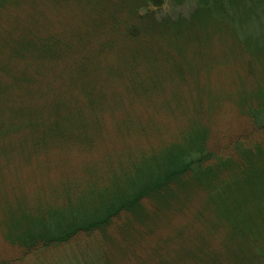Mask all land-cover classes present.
I'll list each match as a JSON object with an SVG mask.
<instances>
[{
	"label": "rangeland",
	"instance_id": "374dc122",
	"mask_svg": "<svg viewBox=\"0 0 264 264\" xmlns=\"http://www.w3.org/2000/svg\"><path fill=\"white\" fill-rule=\"evenodd\" d=\"M96 3L97 0H57V3L24 0L6 4V12L11 13L10 20L16 17L21 23H27L28 16L29 20L37 18L39 23H42L37 29H27L24 34L35 36L41 32L56 34L73 31L70 41L67 42L70 52L61 57L66 66V71L63 72L65 75L62 73L61 76L65 79L73 65H77L79 70L73 69L75 80L80 81L79 75L87 69L86 75L91 81L88 85L80 83L78 91L74 94L72 87H65V94L60 93L62 87L57 85L55 90L46 95L53 98L52 102L49 101L51 104L46 105H42L37 99L43 97V94L33 93L30 88L28 95L33 93L34 99L29 100L28 106L34 113L28 116L32 118L34 114L39 115L40 117L34 120L45 123V120H49L48 112H51L52 121L56 116L58 121V116H63L64 112L72 111L73 108H79L81 102L80 111L82 109L91 116L99 114L100 119L104 120L105 137H101L98 143L99 150L95 148L90 152L86 147L72 146V143H66L68 147H64L65 144L61 140L52 139L49 133L43 141H35V129L31 132L22 131L25 129L22 127L16 131L12 130L14 137L11 131H6V135L0 138V259L16 261L15 259L21 256L18 249L7 244L3 237L13 231L5 225L11 217L10 213L14 218L16 216L15 220L21 221L23 226L29 224L23 218H30L33 222L34 219L41 218L48 211L47 207L60 204L59 195L62 189L59 190L58 186L69 179H83L86 177L85 171L89 163L104 161L103 158L109 162L111 156L117 154L120 149L132 152L135 147L142 146L143 150H163L164 146L172 142L176 144L175 142L183 139L189 141L195 138L197 129L199 132H207V145L211 149H218L220 156L225 154V151L232 155L235 147L232 143L240 138H244V141H241L243 144L264 142V129L254 130L264 124V108L259 111L255 109L256 112L252 114L255 119H251L247 116L249 112L244 111L242 107L243 101L254 103L257 98L255 96L261 90L264 93V68L251 67L235 46L230 48L219 37L211 38L213 33L209 35L207 28L200 29V34L207 37L206 44L201 46L193 37L187 36L181 40L175 35L169 37L162 35L163 33L156 34L159 42L155 44L151 41L140 44V41L135 39H130L129 45L117 40L106 42V36H99L102 34L98 31L100 27H93L98 16ZM155 8L159 17L173 18L187 15L192 10L191 5L179 7L170 4L169 0H163L161 5ZM9 18L2 20V30L12 27ZM255 19L257 20L256 17ZM255 19L253 22L256 24L258 20ZM255 29L258 34L262 32L258 25ZM245 31L246 28L241 29L240 40L245 36L244 33L249 32L248 29ZM211 39L213 41L208 42ZM239 45L242 50L245 48L250 52H253L252 47H261L264 50V45L258 42L255 46H245L242 43ZM94 46L101 50L94 55L100 62L91 61L90 65L94 66V71H90L91 66L85 64L83 53H88ZM205 47L207 48L204 49ZM121 48L125 51L117 53ZM104 52L108 55L103 54ZM133 53L135 56L132 57ZM256 55L259 65H262L264 53ZM134 61L136 64L132 67ZM31 68L35 70L38 78L43 77L44 66L37 63L36 67ZM132 71L135 74L131 75ZM24 76L26 77V74ZM32 80L34 82V79ZM53 80L54 78L47 79L45 83ZM41 82L42 80H39L38 84L41 85ZM65 83L70 81L66 80ZM57 97H60L59 101H63L60 106H57ZM42 106L46 107L47 114L43 113ZM56 111H59L58 115ZM128 117H132L136 123L131 122L130 130L122 132L121 125H125ZM23 123L27 124L26 121ZM203 127L205 129L201 130ZM140 129L142 132H139ZM244 131L251 132L245 134ZM6 137L11 139L5 140ZM33 143H44L46 146L39 152L32 149ZM238 150L240 152L239 148ZM106 190L99 193L101 196L97 195L99 199H95L103 200L109 195V190ZM201 195L202 192L197 194L185 187L168 193L156 204L154 210L146 209L147 212L137 218L127 215L128 230L124 229L123 238L127 239L132 250L128 253L124 245L121 244L120 249L115 246L117 249L113 253L110 252V257L108 252L105 256L101 254L99 264H108L109 260L112 264H164L170 260H173V264H185L189 252L199 250L202 246H207L221 258H229V254H232L229 246L233 233L220 218L216 219V226L212 225L214 222H209L219 213L216 216L208 207L203 206V201L199 200ZM232 195L231 202L236 208L240 206L237 201L239 195L236 196L233 192ZM80 198L82 201L79 204L84 207L91 204L89 199H84L85 196ZM22 212L27 214L26 217L22 216ZM112 228L109 233L115 230ZM75 245L26 255L21 261L13 264L84 262V257L79 254L80 250L86 248V244L79 248ZM96 247L97 243L93 242L91 250L96 253L94 252L95 260L92 259V262H97L99 256ZM155 249L157 250L153 254Z\"/></svg>",
	"mask_w": 264,
	"mask_h": 264
},
{
	"label": "trees",
	"instance_id": "16d2710c",
	"mask_svg": "<svg viewBox=\"0 0 264 264\" xmlns=\"http://www.w3.org/2000/svg\"><path fill=\"white\" fill-rule=\"evenodd\" d=\"M12 1L24 2V0H0V138L6 135V131H11L14 137L13 131L22 127V129L25 128L21 129L22 131L36 130L35 141H43L46 138L45 135L49 133L52 139L61 140L65 144L64 147H68L66 143H72V146H84L90 152L95 148L99 150L98 143L105 137L103 132L105 122L100 119L99 114L91 116L82 109L80 111L81 102H79V108H73L72 111L64 112L63 116H58V121H56L57 116L52 121L51 112H48L49 120H45L46 124L41 120H34L38 119L39 115L34 114L32 118L28 116L34 113L28 106L29 100L34 99L32 97L34 92L43 94V97L40 96L37 99L42 105H46L53 99L46 95L55 90L57 85L59 88L62 87L60 93L65 94V87H72L74 94L78 91L77 87L80 83L88 85L91 81L86 75L87 69L79 75L80 81L75 80L73 69L79 70L77 65H73L65 79L61 76L66 71L64 68L66 66L61 59L70 52L67 42L70 41L73 31L56 32V34L41 32L35 36L24 34L23 32L27 29H37L42 23H39L37 18L29 20L28 16L27 23H21L16 17L10 20L11 13L6 12V4ZM44 1L57 3V0ZM162 1L97 0L96 14L98 16L95 18L97 23L93 27L97 29L98 26L100 27L98 31L102 34L99 36H106L108 38L106 42L117 40L127 42L129 45L130 39H135L139 40L140 44L149 41L155 44L159 42L155 37L156 34L163 33L162 35L169 37L175 35L181 40L183 37L184 39L187 36L193 37L200 44L199 46L204 44L207 38L200 34V29L207 28L209 35L213 33L211 38L216 36L230 48L235 46L251 67L264 68V61L262 65H259L256 55L264 53L261 47H252L253 52H250L245 48L242 50L239 45L242 43L245 46H255L256 42L264 45V0H169L170 4L179 7L191 5L192 10L189 14L176 18L157 15L155 7L160 6ZM15 6L17 7L18 4ZM255 17L258 22H262L255 24L253 22ZM6 18H9L12 27L2 30L1 22ZM256 25L262 31L259 34L255 29ZM242 28H246V31L248 29L249 32L245 31V36L240 40ZM198 38L199 40H196ZM211 41L213 40L208 42ZM117 51L122 53L125 50ZM100 52L101 50L94 46L88 53H83L86 56H84L85 64L90 65L93 60L100 62L94 56ZM37 63L45 67L42 78H38L35 70L31 68L36 67ZM135 64L134 61L132 67ZM92 68L94 69V66H91L89 70L94 71ZM133 73L132 71L131 75ZM50 78L54 80L46 84L45 81ZM39 80H42L41 85L38 84ZM66 80L70 83L64 84ZM86 80L89 82L87 83ZM30 88L33 93L28 95ZM36 89L37 91H34ZM255 97L257 98L254 103L243 101L242 105L244 111L249 112L247 116L251 119L255 117L252 114L264 108L262 90ZM59 99L60 97L56 99L57 106L63 102ZM42 108L43 113L47 114L46 107L42 106ZM58 112H55L56 115ZM41 117L43 120L42 114ZM128 118L125 125H121L122 132L130 130L131 122L136 123L132 117ZM24 121L27 124H24ZM260 126L254 130L258 131L261 128L263 130L264 124ZM204 129L205 127L201 128V130ZM139 132L142 130L140 129ZM249 132L251 131H244L245 134ZM207 135V132H199L197 129L195 138L189 141L183 139L175 142L176 144L172 142L164 146L163 150L162 148L143 150L142 146L135 147L132 152L130 150L124 152L120 149L117 154L111 156L112 159L109 162L103 158V155L104 161L89 163L85 171L86 177L69 179L57 187L59 190L62 189L59 195L60 204L47 207L48 211L41 218H36L33 222L29 220L30 218H23L27 214L22 212V218L29 223L23 226L21 221L15 220L16 216L14 218L11 213L9 214L11 217L5 225L13 231L4 234L3 237L7 244L18 249L21 256L15 259L16 261L0 259V264H13L21 261L26 255L74 244L78 248L86 244L84 246L86 248L80 250L79 254L84 257V262L75 264H99L101 254L105 256L108 252V256L111 255L117 249L115 246L120 249L124 245L129 253L132 250L131 246L127 239L123 238L124 229L128 230L127 215L137 218L142 213H146V209L154 210L156 204L168 193L177 192L185 187L194 190L197 194L202 192V198L199 196V200L203 201V206L208 207L216 216L219 213L217 217H213L215 221L212 218L209 221L208 218L210 223L214 222L212 225L216 226L218 223L216 219L220 218L233 233L232 243L229 246L232 254H229V258L227 256L221 258L207 246H200L199 250L189 252L190 255H187L185 264H264V142L243 144L241 141H244V138H240L232 143L237 152L233 149V154L236 156L228 154V151L220 156L218 149H211L207 145ZM45 146L44 143L39 145L33 143L32 149L39 151ZM106 189L109 190V195H106L103 200H98L101 196L99 193ZM231 191L236 193V196L239 195L237 201L240 206L236 208L231 202L233 199ZM82 195L86 197L84 199L90 200L89 206L84 207L79 204L82 201L80 198ZM111 228L115 230L109 233ZM93 242L97 243L96 249L99 252H97L99 255L97 262H92V259L95 260L96 253L91 250ZM157 249L153 250V254ZM172 262L173 260L165 261L164 264H173ZM108 264H112V261L109 260Z\"/></svg>",
	"mask_w": 264,
	"mask_h": 264
}]
</instances>
